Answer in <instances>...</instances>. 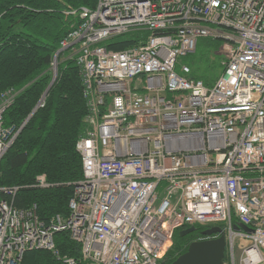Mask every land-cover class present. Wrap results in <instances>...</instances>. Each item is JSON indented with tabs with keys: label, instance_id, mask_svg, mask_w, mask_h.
Listing matches in <instances>:
<instances>
[{
	"label": "built area",
	"instance_id": "2783aa9c",
	"mask_svg": "<svg viewBox=\"0 0 264 264\" xmlns=\"http://www.w3.org/2000/svg\"><path fill=\"white\" fill-rule=\"evenodd\" d=\"M66 15L78 24L50 71L53 79L59 59L74 60L81 75L82 178L68 214L48 221L35 205L5 199L18 187L0 188V264L31 251L77 264L55 245L63 232L83 264H161L175 231L194 226L221 230L225 264H264V0H97ZM136 30L150 34L123 51L105 48ZM202 39L220 41L223 70L209 87L185 65L176 71ZM16 95L0 94V160L24 125L4 126ZM34 186L49 185L40 175Z\"/></svg>",
	"mask_w": 264,
	"mask_h": 264
},
{
	"label": "trees",
	"instance_id": "16d2710c",
	"mask_svg": "<svg viewBox=\"0 0 264 264\" xmlns=\"http://www.w3.org/2000/svg\"><path fill=\"white\" fill-rule=\"evenodd\" d=\"M96 3L97 0H0V94L9 89L17 92L4 113L3 122L4 126L15 128L25 122L0 160V188L18 187V191L14 197H0L19 209L35 205L42 221L68 214L73 184L82 178L75 145L86 129L83 120L87 108L81 75L74 60L59 59L57 76L44 107L35 112L33 108L52 80L50 63L60 41L71 25L78 24V16L66 13L80 8L93 10ZM149 34L131 31L111 38L104 46L110 51H123L144 42ZM219 45V40L202 39L196 50L212 52ZM201 57L207 58V54ZM187 77L202 81L208 87L218 78L208 79L197 69L191 71L190 68ZM40 175L44 176L48 187L34 186L35 178ZM179 230L175 231L172 246L162 263H172L187 251L192 240L199 238L195 235L183 240ZM55 245L61 255L83 264L79 245L70 240L68 233L56 234ZM19 264L63 263L49 252L31 251L23 254Z\"/></svg>",
	"mask_w": 264,
	"mask_h": 264
},
{
	"label": "water",
	"instance_id": "95a60500",
	"mask_svg": "<svg viewBox=\"0 0 264 264\" xmlns=\"http://www.w3.org/2000/svg\"><path fill=\"white\" fill-rule=\"evenodd\" d=\"M56 77H54L49 84L44 95L47 94L50 87L53 85ZM195 230L194 227H189L186 231L179 233V237H183L187 234L192 233ZM234 230L244 231L246 233H251L252 230L248 227L238 224L234 226ZM219 234V237L214 240H205L199 242H192L187 251L177 257L170 264H225V247L226 242L221 230L218 227L209 228L201 233V236L210 237L212 235ZM165 264V263H161Z\"/></svg>",
	"mask_w": 264,
	"mask_h": 264
},
{
	"label": "rangeland",
	"instance_id": "374dc122",
	"mask_svg": "<svg viewBox=\"0 0 264 264\" xmlns=\"http://www.w3.org/2000/svg\"><path fill=\"white\" fill-rule=\"evenodd\" d=\"M204 54H207V58L206 57L200 58V56L201 55L203 56ZM218 54H220V55H216L215 50L212 52H209V49H203L202 50V49L198 48L195 53L190 54L187 57H183V58L178 59L176 71L178 73H180L181 67L183 65H185L188 68H190L191 71H194L197 69L200 73L205 75L208 79H216L217 77L220 76V73L222 71L221 57H220L222 55L219 52H218ZM45 91H44V93H45ZM44 93L40 96V98L44 95ZM46 96H47V94H45V97ZM38 101H37V103H38ZM37 103L35 104V106L37 105ZM35 106L33 108V111L35 109ZM24 124H25V122H24Z\"/></svg>",
	"mask_w": 264,
	"mask_h": 264
},
{
	"label": "flooded vegetation",
	"instance_id": "af4514ba",
	"mask_svg": "<svg viewBox=\"0 0 264 264\" xmlns=\"http://www.w3.org/2000/svg\"><path fill=\"white\" fill-rule=\"evenodd\" d=\"M188 228H189V227L182 228V229L179 230L178 233H180V232H182V231H186ZM194 228H195V230H194L192 233L187 234V235H185V236H183V237H180V238H182L183 240H185V239H187V238H191V237H193V236H195V235H198V236H199L198 239H200V238H202L201 233H202L203 231H205V230L208 229V228H205V229H198L197 227H194ZM198 239H197V240H198ZM197 240H196V241H197ZM196 241H193V240H192V242H196ZM192 242H191V243H192ZM225 262H226V261H225Z\"/></svg>",
	"mask_w": 264,
	"mask_h": 264
},
{
	"label": "bare ground",
	"instance_id": "6f19581e",
	"mask_svg": "<svg viewBox=\"0 0 264 264\" xmlns=\"http://www.w3.org/2000/svg\"><path fill=\"white\" fill-rule=\"evenodd\" d=\"M37 177H38V176H37ZM37 177H36V178H37ZM36 178H35V180H36Z\"/></svg>",
	"mask_w": 264,
	"mask_h": 264
}]
</instances>
